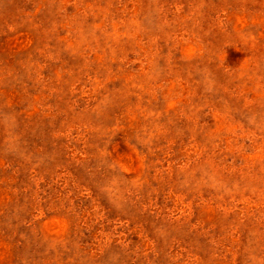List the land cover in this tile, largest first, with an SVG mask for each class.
<instances>
[{"label": "rangeland", "instance_id": "374dc122", "mask_svg": "<svg viewBox=\"0 0 264 264\" xmlns=\"http://www.w3.org/2000/svg\"><path fill=\"white\" fill-rule=\"evenodd\" d=\"M0 264H264V0H0Z\"/></svg>", "mask_w": 264, "mask_h": 264}]
</instances>
